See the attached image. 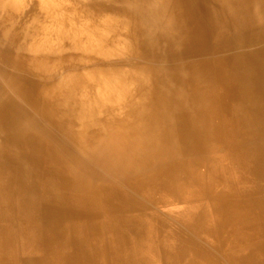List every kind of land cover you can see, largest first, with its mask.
I'll use <instances>...</instances> for the list:
<instances>
[{
  "label": "bare ground",
  "instance_id": "6f19581e",
  "mask_svg": "<svg viewBox=\"0 0 264 264\" xmlns=\"http://www.w3.org/2000/svg\"><path fill=\"white\" fill-rule=\"evenodd\" d=\"M0 264H264V0H0Z\"/></svg>",
  "mask_w": 264,
  "mask_h": 264
},
{
  "label": "rangeland",
  "instance_id": "374dc122",
  "mask_svg": "<svg viewBox=\"0 0 264 264\" xmlns=\"http://www.w3.org/2000/svg\"><path fill=\"white\" fill-rule=\"evenodd\" d=\"M162 211V212H161ZM155 212H156V215L157 216H159L160 214H162V213H165V211L163 210V209H161V208H158V210H155ZM163 215V214H162ZM168 215H170V217H172V218H174L175 216H176V214H175V212L172 210V211H170L169 213H168ZM24 255H27V254H25L24 253Z\"/></svg>",
  "mask_w": 264,
  "mask_h": 264
}]
</instances>
